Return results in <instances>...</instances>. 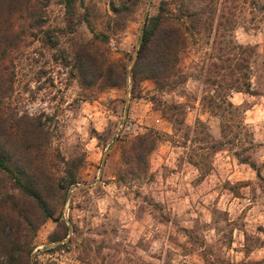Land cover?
<instances>
[{"label": "rangeland", "instance_id": "rangeland-1", "mask_svg": "<svg viewBox=\"0 0 264 264\" xmlns=\"http://www.w3.org/2000/svg\"><path fill=\"white\" fill-rule=\"evenodd\" d=\"M110 1L75 0L68 14L62 0H31L40 17L18 18L0 63L5 117L39 118L47 172L77 179L62 206L49 198L63 226L36 229L30 263L264 264V0H140L123 17ZM161 1L196 14L182 20L178 83L131 89L141 29ZM89 41L127 68L125 84L81 83L73 53ZM244 80L249 91H237ZM145 133L155 145L130 171Z\"/></svg>", "mask_w": 264, "mask_h": 264}, {"label": "trees", "instance_id": "trees-1", "mask_svg": "<svg viewBox=\"0 0 264 264\" xmlns=\"http://www.w3.org/2000/svg\"><path fill=\"white\" fill-rule=\"evenodd\" d=\"M74 1L62 0L68 14L74 13ZM178 1L182 3L184 0ZM139 2L111 0L110 9L113 14L123 17L132 13ZM167 5L168 2L161 1L158 12L146 17L129 74L131 89L146 78L152 79L162 89L178 83L172 76L176 77L177 57L185 43L182 20L184 17L190 18L185 22L188 24L196 14L192 13L188 2L185 6L177 5L178 16L171 14ZM25 12L31 20L40 17L34 11L31 0H0V63L4 61L6 52L13 47L12 40L20 36L14 30L15 24ZM73 60V67L85 85H92L101 79L107 86H116L125 84L128 79L127 68L108 61L92 41L80 43L73 53ZM10 82L9 73L0 70V264H31L29 257L33 251L32 239L36 229L48 219L63 226L61 207L57 209L55 203H50V199L62 206L69 187L76 184L77 179L74 172L66 171L59 178L47 172L41 156V147L47 144V139L43 135L39 118L29 119V123L24 125V118L27 117L14 118L15 123L5 117L1 103L8 95ZM249 86L244 80L237 85L236 90L248 92ZM226 105L235 108L229 101ZM154 145L152 134L137 136L136 142L130 146L135 160L126 161L130 171L133 166L146 164L145 155ZM3 180L10 182L11 187L6 188ZM28 203L34 206V211L28 210ZM65 234L64 230L60 238ZM54 240L57 239L50 241Z\"/></svg>", "mask_w": 264, "mask_h": 264}, {"label": "water", "instance_id": "water-1", "mask_svg": "<svg viewBox=\"0 0 264 264\" xmlns=\"http://www.w3.org/2000/svg\"><path fill=\"white\" fill-rule=\"evenodd\" d=\"M136 54H137V51H135V53H134V56H133V59H132V64H133L134 61H135Z\"/></svg>", "mask_w": 264, "mask_h": 264}]
</instances>
